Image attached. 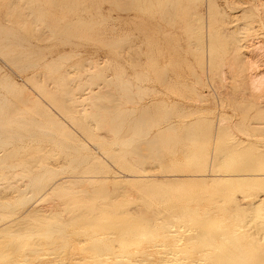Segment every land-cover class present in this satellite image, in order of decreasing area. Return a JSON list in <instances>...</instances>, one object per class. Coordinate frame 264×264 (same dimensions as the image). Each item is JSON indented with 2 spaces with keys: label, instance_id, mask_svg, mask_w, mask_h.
<instances>
[{
  "label": "rangeland",
  "instance_id": "374dc122",
  "mask_svg": "<svg viewBox=\"0 0 264 264\" xmlns=\"http://www.w3.org/2000/svg\"><path fill=\"white\" fill-rule=\"evenodd\" d=\"M154 4L155 6L150 7L149 4L145 6V4H139L134 0H0V99L4 101L5 106L13 108L15 104L21 103L24 93L31 94L36 101L35 108L38 112H31L25 108L21 110L19 116L28 120L43 121L42 115L45 114L59 124V130H64V134L62 131H51L52 136L49 134L47 136L37 126L31 127L29 131L20 129L16 125L11 128L4 127L1 132L8 133V131L13 130L14 132L18 131L22 136L13 137L10 140V145L0 148V154L14 152L9 157V161L15 164L19 163L17 158L22 155H26L29 164L31 162L38 164L35 162L36 159L43 156L42 164L46 163L48 167L53 169L47 175L50 179L60 178L62 175L64 176V171L71 170V164L67 160L72 157L77 159L73 165L81 164L79 166L81 169L88 166L90 161L97 162L102 169V173L98 176L103 177L104 182L91 183L87 185V189L90 195L97 198L92 199V202L101 204L100 207H108L107 209L110 211L99 214H82L80 221L71 222L68 231L72 232L75 228L83 225L90 227L97 219H87V217H99L103 222L98 225L96 232L103 231L104 234L101 237V242L99 241L100 245H102L101 243L105 244L104 246L108 243H116L119 239L118 228L120 226L143 219L139 207H144L148 203L145 201L146 199L151 202V197L152 202H158L161 199L157 205L164 209L160 207L156 209H160L159 212L161 211L165 216L183 212V215H180L184 220H188V224L183 225L184 228L178 229L175 237L166 241L161 237L153 240L158 246L153 248V251L150 247L151 252H164L167 249L160 247L161 243H174L175 249L178 251L177 258L188 261L215 258V252L226 250L227 246V250L237 251L239 249L246 254L248 252L247 255L250 254V251L256 250L264 253V213L263 216L261 215L262 217L257 216L258 218L252 216L248 218L249 215L246 217L244 214L246 219L241 221L244 220L246 223L242 225L239 223L241 226L244 225L242 229L236 224L237 221L235 223L231 220V215L235 214L234 210H226L234 204V200H238L240 204L243 202L241 204L243 205L245 199L242 198H246L247 193L250 194L254 192L253 190H257V192L264 190V180L261 181L263 184L254 180L252 185H250L251 183L240 185L241 188L244 187V189L240 188L242 191H245L246 188L250 189V192L246 189L245 192H242L243 194L239 191V184L235 181H229L228 184H232L229 186L223 180L221 183L220 181L215 182L217 181L215 176L223 173H220L221 168L224 169L226 164L227 169H225L233 170L231 173L234 171L236 173L235 169L239 167L237 173L246 174V172L252 173L253 171L254 174L264 173V93L255 92L257 90L253 88L252 81L248 79V70L246 69L250 58H255L254 55H256V59L262 58L258 63V65L260 64L258 72L261 70L264 72V0H180L179 3H172L170 10L173 17L172 21L169 22L159 14L157 2ZM37 5L42 8L37 7ZM118 5L120 6L118 7ZM179 5L183 6L186 12L194 13L195 17L198 18L199 35L191 27L193 19L190 18V15H188L189 23H187L186 14L174 16V11L179 8ZM16 9V14L13 15V10ZM18 16V19L22 20L21 23L17 19ZM43 35L45 37L42 40ZM252 37L254 38L253 42H255V50L248 46L252 42L250 41ZM256 44L258 48L255 47ZM43 57L45 59L41 61ZM220 63L225 64L221 67ZM217 69L220 73L216 71ZM9 85L12 87L9 88ZM102 90H105L104 93L100 92ZM112 90L113 93L111 94ZM113 99L116 101L114 102ZM97 109H99V119L98 117L91 118V113L93 114ZM116 109L124 116L120 130L123 134L129 129V126L134 125L132 123L145 114L143 117L150 119V124L147 129L148 137L144 140L153 136L155 138L158 135V137L169 139L172 137L174 142L178 141L174 143L170 139L169 141L172 142H168L165 146L162 144L161 155L163 159L160 155L161 158L157 157V161H155L157 155L155 151H153L156 154H154L155 158L145 159V163L140 155H138L141 158L139 159L136 151H134L136 156H133V151H126L122 154V144L118 143L121 141L112 129L114 120L111 119V116L117 112ZM93 110L94 112H92ZM166 110L169 112L167 113ZM84 124L92 127L85 128L83 127ZM170 125L172 128H168ZM196 125H200L202 131L198 130ZM99 126L103 130H100ZM87 131H92V133ZM96 132L99 134L97 135ZM3 138L5 139V136ZM40 149L43 151L40 152ZM192 151L193 153H191ZM186 153H190V155L186 156ZM195 153H197L196 161L188 162V157L190 158ZM200 154L202 157H199ZM227 157H231L230 160L233 158L236 162L230 161ZM244 157L247 158H245L246 161ZM134 158L138 160L133 161ZM222 161L227 162L223 163ZM140 163L142 164L140 168L144 171L138 172V177L142 178H139L131 188L132 183L127 184L129 183L128 180L131 176L137 175V172L133 171L138 170L139 167L136 165L140 166ZM248 163L253 166L251 171V166L248 167ZM244 164H247L245 168ZM166 165H168L167 169ZM214 165L217 166V170H215L219 173H216L217 175L212 172L215 169L212 167ZM219 165L223 166L220 168ZM178 166L180 168H175ZM201 166H204L206 171L201 170ZM241 166L245 170L241 169ZM247 168L250 172L246 171ZM169 169L172 170H170L171 173ZM178 169L184 170V176L183 174L180 176L179 173L181 172ZM188 169L192 172H188ZM23 170L27 171L28 169ZM34 170L32 167L29 168L28 174L31 176ZM172 172L177 173H175V177ZM186 172H188V176H186ZM190 173H194L195 176ZM65 175L72 176L74 173ZM212 176L213 183L210 182ZM183 177L184 179L189 177L186 179V183L182 179ZM197 177L202 180L205 177L206 183L208 180L211 184H206ZM195 178H197L198 183L201 181V184H198ZM176 179L183 180V184L181 185L182 181L179 182ZM163 180H169L168 185L166 182L164 184L167 185L166 189L161 184ZM173 181L175 185H173ZM255 181L258 182L256 185H254ZM22 182L20 179L19 183ZM187 183L188 186H186ZM137 184L138 187L135 189ZM139 184L144 187H140ZM183 185L184 188L181 187ZM226 186L228 188L231 186L232 190L236 187L238 195L234 196L236 193L234 189V199L231 195L233 192L227 193L228 197H226ZM139 187L140 189H138ZM174 187L175 189H173ZM204 187H207L206 190ZM215 187L216 189H214ZM221 187L224 188V191ZM76 189L79 190V193ZM80 189L69 184L60 188L53 200L57 204H62L74 197L75 194L73 193L80 194ZM128 189L130 192L131 189L134 190L135 195H137L136 200H134L137 203L134 201L127 203L126 198L124 199L129 192ZM212 189L217 191L218 197L216 193L212 192ZM228 190L226 191L228 192ZM167 192L168 196H166ZM163 194L167 199L164 200ZM262 194L264 192L257 195L264 196ZM222 196L224 199L221 200ZM230 196L231 198H229ZM154 197L158 200L155 201ZM215 198L216 200H214ZM141 199L146 203L141 202ZM8 200L15 205L18 197H8ZM39 200L43 206L48 204V202L45 204L44 197H40ZM225 200L229 201L226 203ZM119 203L125 207L127 203L130 209L138 212L132 210L133 213H129L130 215L120 211L116 212L120 208ZM115 205L118 207H115L114 211L112 208ZM164 206L169 208L166 209ZM244 208L250 209L245 204L240 209L243 210ZM54 216L56 214H50L47 218L51 220ZM259 217L263 220L261 222L263 226L261 224L255 225L258 220L253 222ZM253 218L255 219L253 220ZM162 219H158L159 224L157 225H161ZM208 219H212L210 225L206 224ZM220 219L224 221L213 223ZM202 220L203 223H201ZM30 221L35 222L36 219L31 218ZM197 221L201 225L198 226ZM214 224L215 226H213ZM211 226L214 227V232L211 230L212 228L210 229ZM192 227H194L193 230L190 229ZM206 228H209V233L206 232ZM189 229L192 231L191 233ZM217 229L226 230L228 233L236 230V234L230 241L226 240L224 245L219 237H214L215 243L214 246L211 245L212 248L210 245H203L202 241H199L212 232L216 235ZM215 231L217 232L215 233ZM76 232L77 230L73 234ZM249 234H252L251 237H248ZM200 235L201 237H199ZM74 237L76 240L69 241V244L64 248L55 251L51 256H46L45 262L57 264L58 261L63 260L65 264H74L77 260H92L90 257H93L91 255L93 250L90 248V243L83 241L85 237L75 234L72 235V238ZM179 237L182 238L178 239ZM196 237L199 240H196ZM193 241H196L194 242L195 248ZM247 243L251 245L247 247ZM208 246L210 248H207ZM215 246H217L216 249ZM59 252L61 253L59 254ZM207 253L210 254V257ZM55 254L59 255L55 256ZM160 256L153 255L155 260ZM249 256L246 257L251 258ZM252 257L255 258V256Z\"/></svg>",
  "mask_w": 264,
  "mask_h": 264
},
{
  "label": "bare ground",
  "instance_id": "6f19581e",
  "mask_svg": "<svg viewBox=\"0 0 264 264\" xmlns=\"http://www.w3.org/2000/svg\"><path fill=\"white\" fill-rule=\"evenodd\" d=\"M60 1H62V0H60ZM134 1L139 3V4L140 3L145 4V6H147L149 4L150 7L155 6L154 3L157 2V7H159L158 8L159 9V14L161 15V17H163L164 19H167L168 22H169L170 20L172 21V17H173L171 15L172 13H171V10H170L171 8L170 7H171L173 2L179 3L180 0H156V2H154L155 0H134ZM51 3H54V2H51ZM39 5H37V7H40ZM119 6L120 5H118V7ZM174 6H175V4H174ZM40 8H42V7H40ZM173 8H175V7H173ZM11 9H12V7H11ZM120 9H121V7H120ZM38 10H40V9H38ZM123 10H125L124 7H123ZM16 11H17V9L13 10V15L16 14ZM126 11L128 12L129 10H126ZM123 13H124V11H123ZM178 14L179 15L180 14H182V15L186 14L187 23H189L188 22L189 21L188 15H190V18L192 17V19H193V23L191 24V27H192V29H194L195 32L197 31V33L199 35L200 31L198 29V18L195 17V14L191 13V12H186V10H184V7L181 6V5H179V8L175 9V11H174V16H177ZM18 18H19V16L17 17V19ZM18 21H20V19H18ZM21 22H22V20L20 21V23ZM256 35H258V34H256ZM43 37H45V36L43 35L41 37V39ZM252 38L250 40L252 42H250L251 44L249 43L250 45H248V46H251V47H253L252 49H254L255 42H253L254 38H253V40H252ZM255 38H257V37H255ZM41 39H38V40H41ZM116 47H118V46H116ZM255 47H257V44H256ZM254 50H253V52H254ZM261 50L263 52V48ZM258 53H259V51H258ZM254 56H255V58L254 57L250 58V60L248 62V67L246 68L248 70L247 77H248V79L250 81H252L251 84H252V86L254 85L253 88H255L257 90V91L254 90L256 93L257 92L258 93H260V92L264 93V72H261L262 71L261 69H260L261 71L259 70L260 72H258V68H259L258 66L260 65V64L258 65V63H259V60H262V58L258 60V58L256 59V55H254ZM258 56H259V54H258ZM42 59L44 60L45 58L44 57L41 58V61H43ZM224 62L228 63V61L227 62L224 61ZM261 63H262V61H261ZM220 64H218V65H220ZM224 64H221L222 65L221 67H223ZM226 66H227V64H226ZM218 67H220V66H218ZM216 71L219 72L218 69ZM11 84H13V83H11ZM10 87H12V85H9V88ZM109 89H107V90H109ZM104 91L102 90L100 92L104 93ZM102 93H101V95H103ZM112 93H113V90L111 91V94ZM19 101H20V99H19ZM113 101H114V99H113ZM115 101H116V99H115ZM20 102L21 103L15 104L13 106V108H10V107L5 106L4 101L0 99V148H3V147H6V146L10 145L11 144L10 140H12L13 137H21L22 136L21 133H19L18 131L14 132L13 130L8 131V133L1 132V131H3L4 127H10L11 128V127L16 125V127L20 128V129L22 128V129H26L27 131H29L31 129V127H33V126L36 127L37 126V127H40L41 131H43V134H45L47 136H48V134L49 135L52 134L51 131H62V133L64 134V132H63L64 130H59L58 129V125L59 124L55 120H53L50 117L46 116L45 114L42 115L43 121H38V120H35V119H29L28 120L25 117L19 116V114L21 113V110H23L25 108L30 110L31 112H38V110L35 108L36 101H34V98H33V96L31 94H28V93L25 94L24 93L22 95V98H21ZM105 105H106V103H105ZM108 106L109 105H107V108H109ZM105 108H106V106H105ZM116 110H117V112L113 116H111V119L113 118V120H114V122H113L114 124L112 125V129H113V133H115V135L118 136L119 141H121V142H118V143L122 144L121 148H123V149H121V151H122L121 153L123 154V152L125 153L126 151L127 152L128 151H130V152L133 151V153H134V151H136L137 156L140 155V157H142V160H143L144 163L146 162L145 159H148L150 157L153 158L154 154L156 153L157 155L155 154L156 155V160L155 161H157V157L159 158L160 155H161V152H162L161 148H163V147H161V145L164 144V146H165V144H167L168 142H172L173 141L171 139L172 137L170 138L172 141H169L170 140L169 138L158 137V135H156L157 137H155V138L153 136L150 139L144 140L145 138L148 137L147 129H148L149 124H150L149 123L150 119L145 118V116L143 117V115H145V114L141 115V117L139 119H137L136 122L132 123V125L134 124L133 126H131V127L129 126L130 130L128 129L126 132L123 131L124 132V134H123L120 130L122 129V123L124 121V116H123V113H119L118 109H116ZM146 111H148V110H146ZM166 111H165V113H166ZM92 112H94V110ZM168 112H169V110L167 111V113ZM147 114H149V113H147ZM90 116H91V118L98 117V119H99V117H100L99 109H97L96 112H94L93 114L91 113ZM100 126H99V129H100ZM171 126L172 125L168 126V128L171 127ZM199 126L200 125L197 126L198 130L201 128ZM83 127L89 128V127H92V126L84 124ZM187 127H188V125H187ZM96 129H98V128H96ZM100 130H103V129H100ZM200 130L202 131V129H200ZM87 132L92 133V131H87ZM102 133L104 134V132H102ZM98 134L99 133H97V135ZM94 135H95V133H94ZM3 136H5V139L3 138ZM100 137H102V136H100ZM142 140H144V142H142ZM176 141H178V140H176ZM174 143H172V144H174ZM18 150H16V151H18ZM41 151H43V150L40 149V152ZM153 151H155V153H153ZM117 152H119V151H117ZM13 153L14 152L10 151V152H5L3 154H0V200L3 201V203H1V201H0V237H2L1 240H0V264H49V263L45 262L46 256H48V255L51 256L52 254H54L55 251L64 248L66 245L69 244V241L72 242L73 240H76V237L72 238V235H74V234L76 236L78 235V236L85 237V239L83 241L84 242H89L90 243L89 244L90 248L93 250V253L91 254V255H93V257H90V258H92V260H88V259L77 260L74 264H206V263H209V264H264V253H262L261 251L259 252L257 250L256 251L253 250L254 252H251L250 251L251 249H250L248 251H250L249 255L251 256V258H247L249 256V255H247L248 252L246 254V252L245 253L241 252V250H239V249L237 251L236 250L231 251V250H233L231 248H230L231 250L228 249L229 250L228 251L227 250V248H228L227 245H226L227 246L226 250H221L220 252H217V251H219V250H217L216 251L217 253L215 252V255H216L215 258H211L210 254L207 253V254H209L208 256L210 257V259L209 258L202 259L200 257L201 259H199V260H194L193 259L191 261H188L187 259H183V258H177L178 251L175 249L176 246H175L174 243H168V244H166V243L162 244L161 243V246L160 245L159 246L160 247H165L167 249L166 251H164V252H151L149 250L150 247L152 248V251H153V248H156L158 246L156 244V242H154L153 240H155L158 237H161V238L164 239V241H166L169 238L175 237V235H177L178 229L181 228V227L184 228V226H185L184 224H186L188 222V220H184L183 217L180 215L183 212L180 213V214L176 212L175 214H178V215H175L174 213L170 214V215L168 214L169 216H165L164 213H162L161 211L159 212L160 209L157 210L156 208L160 207V205L158 206L157 203H159V201H161V199L158 202H152V200H151L152 198L151 197H150V201L151 202H149V200L148 201H147V199L145 200V198L142 196L143 199L146 202H148V203L146 205H144V207H139V206H136V207H139V211H140V214H141L143 219L138 220V222L129 223V224L125 225V226H120L118 228L119 229V231H118L119 232L118 233L119 234V237H118L119 239L117 240L116 243H110V244L108 243L106 246H104L105 244L103 245V243H101L102 245L99 244V241L101 242V240H102L101 239L102 235H104L103 231L96 232L98 225L103 222L102 219L99 218V217H97V218H88L87 217V219H97V221L90 227H87V225H83V226H81V227L76 229L73 226L75 229L73 228L74 231L70 232V231H68L69 225H71V222L74 221V220H79L80 221V219H82V217H81L82 214H86V215L92 214V213H98L99 214V213H105L107 211H110V209H107L108 207L107 208L100 207L101 204L98 205L96 202H92V199H97V198H96V196L90 195L89 191L87 189V185H90L91 183L104 182V179H102L103 177L98 176L100 173H102L101 166L95 161H90L88 166H86L85 168L81 169L79 167L81 164L78 165V166L73 165V163L76 162L77 159L75 157H72L71 159L67 160L71 164V166H70L71 170L64 171V176L62 175V177H60V178H56L55 177V178L50 179V178L47 177V175H48V173L53 171V169L48 167V164H46V163L42 164L43 163L42 160L44 159L43 156H40V157H38V159H36L35 162L38 163V164H33V162H31L29 164V159L26 157V155L25 156L22 155L19 158H17L19 163L15 164V163H11L9 161V159H10L9 157ZM136 153H134L133 156H136ZM152 153H153V156H152ZM187 153H186V156L190 155V153L189 154H187ZM191 153H193V151ZM201 155L202 154H200L199 157H202ZM228 156H230V155H228ZM140 157H139V159H141ZM161 157H162V155H161ZM195 158H197V153H195L193 156L191 155L190 158L188 157L187 161L188 162H190V161L192 162L193 160L196 161ZM230 158L227 157V159H229V160H230ZM245 158L246 157H244V159ZM162 159H163V157H162ZM162 159H160L161 162H162ZM227 159H225V160H227ZM246 159H245V161H246ZM135 160H138V159L134 158L133 161H135ZM232 160L235 161L233 158H232ZM232 160H230V161H232ZM139 161H137V162H139ZM140 162L142 163V161H140ZM219 162H220V159H219ZM226 162L227 161H225L223 163H226ZM141 163H140V166L139 165H136V166H138L139 168L142 167L141 165L143 163L142 164ZM231 163H234V162H231ZM133 164H136V163H133ZM137 164H139V163H137ZM217 164H219V163H217ZM61 165H63V164H61ZM61 165H59V166H61ZM143 165H145V164H143ZM232 165H234V164H232ZM244 165L243 166L245 168L247 166V164H244ZM167 166L168 165H166V169H167ZM180 166L175 167V168H180ZM215 166L216 165L212 166L215 169L212 168L214 171H212V169H211V171L216 174L218 171L215 172V170H217V166L216 167ZM222 166L219 165L220 168ZM250 166H251V169L250 168L249 169L251 171L253 166H252V164L251 165L249 164L248 167H250ZM31 167L33 169H35V170H34V172H32V174L30 176V174H28V172H29V168L31 169ZM164 167H165V165H164ZM226 167H227V164H226ZM26 168L28 170L24 171L23 169H26ZM59 168L61 169V167H59ZM63 168L64 167L62 166V169ZM139 168H137L138 170H136V171L134 170L133 171V172H137V175L136 174H135V176H131L130 175L131 177L128 180L129 183H127V184L130 185V183H132L131 184V188H132V186H134L133 184L137 183L139 178H142V177H138L139 176L138 172L142 173L144 171V169H141V168L139 169ZM175 168H174V170H175ZM181 168H183V166H181ZM222 168H221V172L220 173H222V172L223 173L222 174L217 173L219 175L216 174L217 176H215L216 177L215 180H217V181L214 180L215 182L220 181V183H221L222 182L221 180H223V181H225L224 183L228 184L229 181L230 182L235 181V182H237L239 184V185L238 184L237 185H238V187L240 189L241 188L240 185L242 186L245 183L247 185H249L248 183H251L250 185H252V181H254V180L258 181L259 183L264 180V173L263 172H260V173H263V174L256 173V171H255L256 174H254V171L252 173H247L246 172V171H248V168H247L246 171H245L246 174L243 173V172L241 173L239 171H238L239 173H237V169L239 170V168H240L239 167V168L235 169L236 173H235V171L233 173H231L233 170L230 171L231 169L230 170L229 169L226 170L227 168L226 169L225 168L222 169ZM244 168H242V166H241V169H244ZM183 169H178L179 172H181V173H179L180 176H182L181 174H183V176L185 174ZM191 169H192V167H191ZM162 170L166 171L165 169H162ZM170 170L171 169H169V172H170ZM185 170H187V169H185ZM188 170H189L188 172H190V171L192 172V170H190V169H188ZM201 170L206 171V170H204V166L203 167L201 166ZM244 170H242V171H244ZM258 170H259V168H258ZM250 171H248V172H250ZM188 172H186V176L189 175ZM68 173L69 174L74 173V175H72V176L71 175H65V174H68ZM175 173H173V176L177 174V173L176 174ZM197 173H198V171H197ZM213 173H212V175H214ZM190 174L193 176L194 173L193 174L190 173ZM194 176H195V174H194ZM200 176H202V175H200ZM125 177H127V176H125ZM165 177H167V176H165ZM205 177L203 179L204 181L201 178H198V177L197 178L202 180V182L206 183ZM167 178H169V177H167ZM176 178H179V177H176ZM187 178H189V177H187ZM192 178H194V177H192ZM197 178H195V180ZM20 179L23 181L21 184L19 183ZM182 179H184V177ZM186 179H184L185 183H186ZM210 179H211L210 182H212L213 176H212V178L210 177ZM176 180H178V179H176ZM168 181H164V180L162 181L163 183H161V184H163L164 189L167 188V185H168L167 182ZM181 181H182V183H180V184L182 185L183 184V180H181ZM181 181H179V182H181ZM256 181H255V183L253 182L254 185H256V183H258ZM106 182H107V180H106ZM165 182L167 184L166 186L164 185ZM187 182H188V180H187ZM196 182H197V180H196ZM200 182L201 181H199V183ZM172 183H173V185H175L174 181ZM185 183H184V185H185ZM207 183H209L208 180H207ZM69 184H72V185H74L76 187H79V189L81 188L80 189L81 190L80 194H77L75 192V193H73V194H75L74 197L69 198L68 200H66L62 204H57L53 200L54 195L57 193V191L60 188L65 187V186H67ZM192 184L194 186V183H192ZM210 184L211 183H209V185ZM230 184H228V186ZM261 184H263V182H261ZM184 185L181 186V187L184 188ZM257 185H259V184H257ZM139 186L140 187H144V186H142V184H139ZM170 186H169V188H171ZM177 186L179 187L178 184H177ZM186 186H188V183H187ZM193 186H192V188H194ZM228 186H226L227 187L226 190L227 189L230 190L231 186H230V188H228ZM234 186H236V185H234ZM137 187H138V184L134 188L137 189ZM140 187L138 189H140ZM206 188H205V190H206ZM221 188L224 191V188L223 187H221ZM242 188L244 189V187H242ZM133 189H131V192H130V189H128L129 192L125 195L126 197H124V199L126 198L125 200H127V203H128V201H132V202L134 201L135 203H137L135 201L137 195H135ZM173 189H175V187ZM214 189H216V187ZM234 189L233 190L236 192V187H234ZM241 189L239 191H241V193H242L244 190L242 191ZM246 189L248 190V188H246ZM246 189H245V191H246ZM76 190H78V189H76ZM201 190L203 191L202 188H201ZM220 190H218L219 193H220ZM226 190H225L226 197H228L227 193H230V192L232 193L233 192L231 194L232 198H233V194L235 192L232 190V188H231L230 191L228 190V192ZM262 190H259L260 192L259 191L257 192V190H253L254 192L256 191V193L252 192L255 196L252 193H250V194L247 193L248 195H246V198H242L243 200L245 199L244 204L246 206H248V208H250L249 210H246V208H244L243 210L240 209L244 204L241 205L243 202L240 204L238 202V200H236V201L234 200V204L232 203L233 205H231L230 208L226 209L227 211H233L234 210L233 212H235L236 215L235 214L231 215V220L234 221V222L237 221L238 223H236V222L235 223L238 224L239 227L242 228L244 226V225L243 226H241V225L246 223V222H244V220L246 219V217L248 215H249L248 218L250 216H252V217H257V216H261V215L263 216V213H264V196L257 195L259 193L261 194V192L263 193L264 190L263 191ZM126 191H127V189H126ZM164 191H166V190H164ZM212 192L216 193V196L219 195L217 193V191H215L213 189H212ZM237 192L234 194V196L236 194L238 195ZM248 192H250V189L248 190ZM78 193H79V190H78ZM164 193H166V192H164ZM206 193H207V191H206ZM221 193H223V192H221ZM209 194L211 195V193H209ZM116 195L119 196V194H116ZM155 195H156V193H155ZM262 195H264V194H262ZM13 196L14 197H18L17 204H15V205L10 200H8V197H13ZM152 196H154V195H152ZM157 196H159V195L157 194ZM157 196H155V197H157ZM166 196H168V192H167ZM166 196H165L164 200L167 199ZM240 196H242V195H240ZM40 197H44L45 198V202H46L45 204H47V202H48V204L46 206L45 205L43 206V204L40 203V200H39ZM114 197H116V196H114ZM242 197H245V196H242ZM98 198H100V197H98ZM117 198H119V197H117ZM229 198H231V196ZM139 199H140V197H139ZM155 199H156L155 201L158 200L157 198H155ZM222 199H224V197L221 198V200ZM214 200H216V198ZM229 200L231 201V199H229ZM229 200H225L226 203ZM119 201H121V200L119 199ZM122 201H124V200H122ZM145 201L142 200L141 202L146 203ZM217 201H219V200H217ZM141 202H139V203H141ZM231 202H233V201H231ZM120 203L118 204L120 208L118 210H116V212L120 211V212H123V213H126V214H129V213L132 214L133 213L131 211L134 210V209H132V208L130 209L129 206H127V203H126V207L128 209L125 207V205L122 206V204H120ZM135 203H133V204L137 205ZM197 203H198V201H197ZM112 207H113V205H112ZM115 207H116V205L114 206V208H112V210L115 211ZM164 207H166V209H167L170 206L169 207L164 206ZM160 208L164 209L162 206ZM136 210H138V209L136 208ZM171 210H173V209H171ZM241 213H243V214H241ZM50 214H56V216H54L53 219L49 220L50 218L48 219L47 216L50 215ZM244 214H245L246 217L243 216ZM31 218L32 219L34 218V220L36 219V221L35 222L34 221H30ZM162 218H164V219H162ZM158 219L159 220L162 219L161 220V225H157V224H159L157 222ZM242 219H244V220L241 221ZM254 219L255 218H253V220ZM203 220H202V222L201 221L200 222L203 223ZM211 220H209L210 223H208L209 221H207L206 224L210 225L211 222H212ZM256 220H258L259 222L256 221ZM191 221L192 220H190V222ZM198 221L196 222V224H198ZM223 221L224 220L220 219L219 221L215 220V222H213V223L216 224L217 222L220 223V222H223ZM194 222H195V220H194ZM204 222H206V221H204ZM253 222H255L256 224L255 223L254 224L257 226V224H261V222H263V220L260 219V217H259V219H255ZM177 223H179V226H177ZM215 224L213 226H215ZM199 225H201V224H198V226ZM263 225H264V223H263ZM263 225L261 224V226H263ZM211 228H212V226L210 227V229ZM213 228L211 229L212 231L215 230ZM190 229L193 230L194 227H192ZM190 229H189V232L191 233L192 231ZM237 229H238V227H237ZM75 230H77L78 233L76 232V233L73 234V232H75ZM181 230H183V229H181ZM208 230H209V228H206V232L207 233H209ZM220 230H218V233H216L217 231H215L216 235L213 234L214 231L211 234H208V235L203 234V235H205L203 240H199L197 237L195 239L199 240L200 242L202 241L201 243L203 245H210V246L213 245L214 246V243H215L214 237L215 238L219 237L221 239V241H222V244L224 245L225 244L224 242L226 240L230 241L236 234V230H234L232 233H228V231L226 232V230L225 231H222V230L220 231ZM239 230H241V229H239ZM159 231H161V232H159ZM185 231H186V229H185ZM244 231H246V230H244ZM186 232H188V231H186ZM250 235H252V234H249L248 237H251ZM190 236H191V234H190ZM199 237H201V235ZM180 238H182V237H179L178 239H180ZM236 238L238 239L239 237H236ZM236 238H234V239H236ZM188 240H190V239L188 238ZM236 240L234 241V244H235ZM103 241H104V239H103ZM143 242H145V243H143ZM194 242H196V241H193V243ZM231 242H233V241H231ZM253 243H254V241H253ZM255 244H253V245H255ZM194 245H195V243L193 244V246ZM219 245H220V243H219ZM219 245H218V247H219ZM237 245H240V244H237ZM249 245H251V244H248V246L247 245L246 246L249 247ZM253 245H252V248H253ZM262 245H263V243H262ZM210 246H208L207 248H210ZM213 246H211V248ZM233 246H235V245H233ZM160 247H158V248H160ZM195 247L196 246H194V248ZM216 247L217 246H215V249H216ZM259 248L261 249V247H259ZM194 250H192V251H194ZM263 250H264V248H263ZM60 253L61 252H59V254ZM154 254L161 255V256H160V258L155 260L154 257H153ZM56 255L57 254H55V256ZM136 256H139V257L136 258ZM202 256H204V255H202ZM252 256H255V258H253ZM189 257H190V255H189ZM185 258H187V257H185ZM53 264H55V263L53 262ZM57 264H65V262L63 260H60V261L57 262Z\"/></svg>",
  "mask_w": 264,
  "mask_h": 264
}]
</instances>
